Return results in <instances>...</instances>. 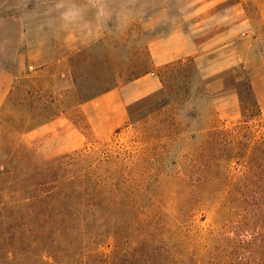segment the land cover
Instances as JSON below:
<instances>
[{
  "label": "rangeland",
  "instance_id": "obj_1",
  "mask_svg": "<svg viewBox=\"0 0 264 264\" xmlns=\"http://www.w3.org/2000/svg\"><path fill=\"white\" fill-rule=\"evenodd\" d=\"M239 1L141 0L146 14L126 33L97 40L53 34L42 0H0V65L18 71L0 109V198L15 205L57 187L60 217L89 174L118 221L36 248L60 264H113L100 257L120 235L125 262L140 231L123 228L138 220L157 227L156 245L179 242L180 261L264 264V18L255 0ZM108 86L80 102L78 92Z\"/></svg>",
  "mask_w": 264,
  "mask_h": 264
},
{
  "label": "trees",
  "instance_id": "obj_2",
  "mask_svg": "<svg viewBox=\"0 0 264 264\" xmlns=\"http://www.w3.org/2000/svg\"><path fill=\"white\" fill-rule=\"evenodd\" d=\"M109 86L89 94L78 92L80 102L93 99L109 90ZM8 172V169L0 171V175L8 174ZM3 190L0 189V192L3 193ZM115 191H117V188ZM7 192L10 193V191ZM59 192L60 190L56 187L55 190H46L44 193L33 195L31 198L28 196L27 199L29 201H24L25 203L18 202L15 205L4 199L6 195L1 196L0 246L3 249H0V264H60L56 261V257H53L52 253L50 254V251L36 248V245L40 244L39 239L50 238V235L54 232L64 233L65 236H68L70 232L75 230L82 234H86L95 228L97 230H107L109 228L113 230L115 228L114 230L116 231L118 221L109 219L105 215L107 213H105L106 201L104 196L110 190L102 186L98 179H94L92 175L85 174L81 185L73 182L69 189L71 201L65 208L63 216L56 217L51 209ZM76 195H78L80 200L79 209L72 204V199ZM112 195L110 194L109 196ZM19 204H24L28 213L32 212L38 215L35 218L18 216L16 213L17 210L20 212L18 209ZM147 223H150V228L159 224L157 220H151ZM143 224L141 221L134 220L123 228L127 232L132 229L140 231L139 237L131 245L130 250L125 251V256L123 255L125 262L123 260L120 263L117 262L118 253H120V235L119 237L115 235V249L112 254L106 257L102 255L100 259L105 258L104 261L111 259L113 264H196L191 256H187L186 261H180L177 256L172 255V248H175L178 253L179 242L176 243L178 249L175 246H169V244L164 243V239L161 245H156L153 242V237L158 232L154 229L157 227L142 231ZM173 234L172 236H175ZM123 238L126 241L130 239V236L124 235ZM10 242L13 246L16 245V242L19 244L13 247L15 249H9ZM50 243H53L52 239ZM48 258H52V261H49Z\"/></svg>",
  "mask_w": 264,
  "mask_h": 264
},
{
  "label": "clouds",
  "instance_id": "obj_3",
  "mask_svg": "<svg viewBox=\"0 0 264 264\" xmlns=\"http://www.w3.org/2000/svg\"><path fill=\"white\" fill-rule=\"evenodd\" d=\"M42 25L53 34L97 39L104 33L121 35L146 14L141 0H42ZM181 118H184L182 115Z\"/></svg>",
  "mask_w": 264,
  "mask_h": 264
},
{
  "label": "crops",
  "instance_id": "obj_4",
  "mask_svg": "<svg viewBox=\"0 0 264 264\" xmlns=\"http://www.w3.org/2000/svg\"><path fill=\"white\" fill-rule=\"evenodd\" d=\"M248 0H240L239 3L242 5L244 2H247ZM259 5V11L258 14H261L264 18V0H255ZM197 49L190 52H184L183 55H191L194 52L198 51V47L200 46V42L197 41ZM1 55L4 54L5 60L7 59V54L9 55L8 51L1 48ZM24 50L22 48L20 50L16 51L15 56L23 61H28L29 59L27 57H24ZM182 55L177 56V58L181 57ZM158 64V63H157ZM160 64V63H159ZM18 78V71L13 70L12 68L5 67L0 65V109L2 108L3 104L7 100L9 93L11 92V89L13 87V84L15 83V79ZM108 91V90H107ZM106 91V92H107ZM105 93V92H103Z\"/></svg>",
  "mask_w": 264,
  "mask_h": 264
}]
</instances>
